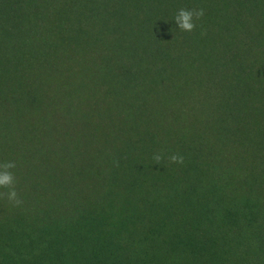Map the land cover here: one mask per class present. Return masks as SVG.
Instances as JSON below:
<instances>
[{
	"label": "trees",
	"instance_id": "trees-1",
	"mask_svg": "<svg viewBox=\"0 0 264 264\" xmlns=\"http://www.w3.org/2000/svg\"><path fill=\"white\" fill-rule=\"evenodd\" d=\"M3 161L0 264H264V0H0Z\"/></svg>",
	"mask_w": 264,
	"mask_h": 264
},
{
	"label": "clouds",
	"instance_id": "clouds-1",
	"mask_svg": "<svg viewBox=\"0 0 264 264\" xmlns=\"http://www.w3.org/2000/svg\"><path fill=\"white\" fill-rule=\"evenodd\" d=\"M205 15L203 8H193L178 10L174 17V21L180 31L192 32L197 28V21H200ZM203 34V33H202ZM164 159L161 153L154 154L153 160L156 164H159ZM169 162L182 164L184 157L178 153L171 154L167 157ZM16 167L14 161L0 162V189L7 190V195L4 192H0V199H6L13 207L21 206V199L16 191L17 180L12 172V169Z\"/></svg>",
	"mask_w": 264,
	"mask_h": 264
}]
</instances>
